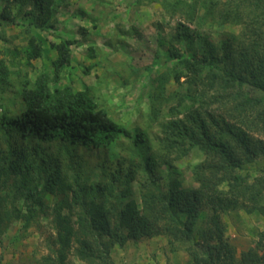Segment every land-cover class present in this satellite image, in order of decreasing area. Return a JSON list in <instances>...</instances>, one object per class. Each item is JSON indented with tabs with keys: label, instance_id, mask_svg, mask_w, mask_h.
I'll return each instance as SVG.
<instances>
[{
	"label": "trees",
	"instance_id": "16d2710c",
	"mask_svg": "<svg viewBox=\"0 0 264 264\" xmlns=\"http://www.w3.org/2000/svg\"><path fill=\"white\" fill-rule=\"evenodd\" d=\"M2 1L1 17L8 26L16 23L13 3L21 1L34 8L28 13L33 20L22 31L27 65L33 69L34 61L47 56L41 34L49 36L56 58L52 74L42 71L34 77L12 73L0 59V185L6 188V205L0 197V232L16 219L23 220L26 231L38 212L35 204L45 212L44 195L59 193L71 201L54 208V245L39 264H67L72 252L85 264H115L113 247L162 235L172 243L188 244L191 264H264V231L254 246L238 255L222 219L240 202L264 217V138L260 137H264V96L250 90L264 93V0H159L170 19L184 18L170 37L165 56L166 63L174 61L176 66L158 75V87L149 94L152 121L161 114L170 118L163 125L160 166L171 167L172 161L198 148L203 159L192 170L198 185L193 189L184 188L177 177L169 178L164 188L159 185L157 158L148 153L147 132L137 129L133 134L116 122L96 100L93 87L75 91L71 84L61 86L64 70L75 59L72 47L81 46L78 40L85 34L55 35L58 0ZM154 1L158 0L138 3ZM200 22L222 30L241 27L247 41L236 50L230 34L232 41L218 49L187 25ZM162 61L157 53L150 68ZM108 65H112L108 60L102 63ZM168 73L177 85L171 94L165 91ZM121 138L134 144L129 148L131 168L125 178L120 171L112 172L106 186L88 185L90 176H83L81 160L61 145L57 153L53 145L47 148L36 142L63 140L106 149ZM137 156L141 164L133 166ZM260 160L259 176L244 173L245 166ZM137 168L149 174V182L141 184L140 203L129 198ZM14 194L30 197L34 205H27L24 213L14 203L10 210L7 199ZM199 220L204 221L201 228H197Z\"/></svg>",
	"mask_w": 264,
	"mask_h": 264
},
{
	"label": "rangeland",
	"instance_id": "374dc122",
	"mask_svg": "<svg viewBox=\"0 0 264 264\" xmlns=\"http://www.w3.org/2000/svg\"><path fill=\"white\" fill-rule=\"evenodd\" d=\"M58 2L59 32L55 35L68 37L78 33L85 34L82 41L78 40L82 45L76 44L72 47L75 59L72 67L64 70L61 86L71 84L75 91L93 87L96 100L116 122L133 134L137 129L147 132V143L150 147L148 153L157 158L156 175L160 178L159 185L162 188L169 178L175 177L181 181L184 188H197L192 170L202 161L203 153L195 147L188 155L176 162L172 161L171 167L160 166L162 164L160 161L163 160L160 145H163L165 139L163 125L170 118L161 114L157 121H152L149 101V94L154 93L158 87V83L155 82L158 75L176 66L174 61L166 63L165 56L169 55V39L175 34L178 22L184 23V18L177 15L175 19H170L159 0L151 4H140L139 0H58ZM3 8L4 2L0 0V59L7 62L12 73L20 71L23 75L32 74V77L42 71L52 74V61L56 58V53L50 48V38L46 34H41V37L47 56L42 60L34 61L33 69L26 63L23 48L27 41L22 31L33 20V14H28L34 10L33 6L23 5L21 1L13 3L12 17L16 23L11 26L6 25L8 22L1 17ZM187 25L195 33L210 39L218 49L222 47V43L227 42L228 45L232 41L230 34L233 36L236 50L244 43L243 41H247L245 38L247 36L244 35L245 32L241 27L228 26L222 30L210 22ZM157 53L163 61L160 66L151 69L150 66ZM97 55L95 59L93 56ZM221 56L220 49L219 57ZM106 60L112 65L102 66ZM90 66L93 68L87 72ZM168 76L170 80L166 82L165 91L171 94L177 90V85L172 74L168 73ZM250 90L255 96H264L261 91ZM5 95L11 96V93ZM215 108L218 110V106ZM260 137L264 138L261 135ZM36 142L47 148L51 147L48 145H53L51 148L57 153L61 145L71 156L81 160L83 176H90L87 184L91 186L109 185L110 174L116 171H120L121 178H125L131 168V145L134 144L127 139L121 138L106 149H95L85 144L63 140L52 142L36 140ZM145 144L146 142L140 143V145ZM173 159L174 157L171 158ZM140 161L138 156L134 158L133 166L141 164ZM102 165L106 166L105 170ZM262 168L263 161L260 160L256 164L245 166L244 173L259 176ZM146 181L149 182V174L141 169L138 170L132 183L130 199L140 203L141 184ZM41 189L42 185L39 187V190ZM5 190L6 188L0 185V197L4 205H6ZM114 192L116 195V190ZM70 201L71 199L65 198L63 194H45L43 199L45 212L39 211L38 205L35 204L34 207L38 212L26 231L23 230V220L20 219L14 220L7 229L3 227L0 232V264H39V260L48 255L54 245L56 236L54 208L59 202ZM14 203L24 213L27 205H34L30 197L21 194H14L7 199L10 210L13 209ZM202 212L206 213L205 210ZM222 219L226 225V237L236 248L238 255L254 246L259 233L264 231V217L257 211H250V207L244 202H240L235 209L223 213ZM203 225L204 221L199 220L197 228ZM188 247L186 243H172L162 235L144 238L139 242L130 240L123 247L117 245L111 249V258L115 264H191L187 253ZM67 264L85 263L72 252L69 254Z\"/></svg>",
	"mask_w": 264,
	"mask_h": 264
}]
</instances>
